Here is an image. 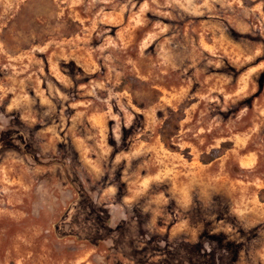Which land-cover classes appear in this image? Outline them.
I'll return each instance as SVG.
<instances>
[{
	"label": "rangeland",
	"instance_id": "rangeland-1",
	"mask_svg": "<svg viewBox=\"0 0 264 264\" xmlns=\"http://www.w3.org/2000/svg\"><path fill=\"white\" fill-rule=\"evenodd\" d=\"M0 264H264V0H0Z\"/></svg>",
	"mask_w": 264,
	"mask_h": 264
}]
</instances>
